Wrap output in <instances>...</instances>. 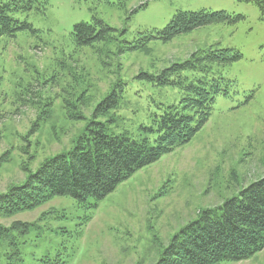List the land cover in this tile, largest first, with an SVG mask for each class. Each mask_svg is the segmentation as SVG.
I'll list each match as a JSON object with an SVG mask.
<instances>
[{"label":"rangeland","instance_id":"374dc122","mask_svg":"<svg viewBox=\"0 0 264 264\" xmlns=\"http://www.w3.org/2000/svg\"><path fill=\"white\" fill-rule=\"evenodd\" d=\"M33 1L30 13L17 16L38 32L0 37V195L73 150L92 121L109 122L113 134H142L155 145L157 134L142 129L151 124L145 100L152 94L172 102L178 93L143 75L167 72L207 51L232 50L241 57L222 68L228 92L216 98L209 122L192 140L103 200L59 197L30 211L0 212L7 230L0 264H159L173 239L202 212L264 178L260 10L235 0ZM201 11L225 13L229 22L142 50L125 45L164 30L178 12ZM94 18L115 30L112 39L88 47L73 43L74 26ZM114 91L115 107L94 118L98 104ZM220 264H264V249L246 261Z\"/></svg>","mask_w":264,"mask_h":264},{"label":"trees","instance_id":"16d2710c","mask_svg":"<svg viewBox=\"0 0 264 264\" xmlns=\"http://www.w3.org/2000/svg\"><path fill=\"white\" fill-rule=\"evenodd\" d=\"M255 5L264 22V0H235ZM33 0H0V37L16 38L19 33L35 34L32 25L17 14L30 13ZM46 10V2L39 3ZM35 10V8H34ZM229 22L225 13L178 12L167 27L148 33L134 43L125 42L129 51L148 44L170 41L213 24ZM115 30L94 18L92 23L74 26L70 40L82 47L108 42ZM232 50L194 54L153 77L164 88H173L178 99L172 102L150 95L145 101L150 126L143 130L157 134L155 145L142 134H113L109 122H91L76 146L66 154L46 161L29 176L24 186L0 195V212L14 215L30 211L52 198L69 197L78 202L101 201L141 169L157 162L167 153L187 145L209 122L216 98L227 94L229 82L222 68L240 60ZM117 91L97 106L94 118L108 115L117 104ZM177 96V95H176ZM111 120L110 123H113ZM7 230L0 226L1 240ZM264 249V178L225 201L215 209L202 212L200 218L178 234L166 249L159 264H220L251 259ZM17 257L15 249L12 253Z\"/></svg>","mask_w":264,"mask_h":264}]
</instances>
